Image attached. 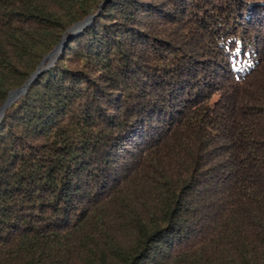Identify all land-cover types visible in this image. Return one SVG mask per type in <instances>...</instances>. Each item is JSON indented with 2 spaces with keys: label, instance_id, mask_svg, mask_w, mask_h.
Returning <instances> with one entry per match:
<instances>
[{
  "label": "trees",
  "instance_id": "trees-1",
  "mask_svg": "<svg viewBox=\"0 0 264 264\" xmlns=\"http://www.w3.org/2000/svg\"><path fill=\"white\" fill-rule=\"evenodd\" d=\"M89 14L0 120V264H264V0H0V106Z\"/></svg>",
  "mask_w": 264,
  "mask_h": 264
},
{
  "label": "water",
  "instance_id": "water-1",
  "mask_svg": "<svg viewBox=\"0 0 264 264\" xmlns=\"http://www.w3.org/2000/svg\"><path fill=\"white\" fill-rule=\"evenodd\" d=\"M95 15H88L86 16L83 20L81 21H77L75 22L71 27H69L66 32L63 34V38L61 39V41L59 42V44L50 52L48 53L44 59L42 60V62L40 63V65L37 67V70L31 75V77L19 88L14 89L10 92L9 97L7 98V100L4 102V104L2 106H0V120L3 117L5 110L22 94H24L30 84L33 82V80L38 76V74L41 72V68L44 65V63L47 60H52V62L54 63L58 57V54L60 53V51L64 48L67 40L69 39V37L78 34L79 32H81L87 25H89ZM71 33L70 35L67 36V33Z\"/></svg>",
  "mask_w": 264,
  "mask_h": 264
},
{
  "label": "rangeland",
  "instance_id": "rangeland-1",
  "mask_svg": "<svg viewBox=\"0 0 264 264\" xmlns=\"http://www.w3.org/2000/svg\"><path fill=\"white\" fill-rule=\"evenodd\" d=\"M89 15H93V14H89ZM87 16H88V15H87ZM80 21H81V20H80ZM184 28H185V27H181V28H179L178 35H180L181 37H184V36L187 37V38H185V39H186V43H187V45H188L190 48L194 49V48H197L196 46H199L200 44H202V43H200V42L198 41L199 38H202V37L200 36V34L195 35V36H194V35H190V33H188V30H186L187 28H186V29H184ZM65 32H66V31H65ZM65 32H64V33H65ZM64 33H63V34H64ZM229 33H230V32H229ZM63 34H62L61 39L63 38ZM70 34H71L70 32L67 33V36L70 35ZM75 35H76V34H75ZM73 36H74V35H73ZM71 37H72V36H71ZM71 37H69V39H70ZM61 39H60V41H61ZM60 41H59V42H60ZM67 41H68V40H67ZM59 42H58V44H59ZM198 42H199V43H198ZM58 44H57V45H58ZM57 45H55V47H56ZM55 47H54V48H55ZM54 48H53V49H54ZM53 49H52V50H53ZM52 50H51V51H52ZM196 50H197V49H196ZM51 51H49L48 53H50ZM60 52H61V51H60ZM48 53H47V54H48ZM47 54H45L44 57H45ZM58 56H59V54H58ZM44 57L42 58V60L44 59ZM57 59H58V57H57ZM57 59H56V61H55L54 63L52 62V60H47V61L44 63V65L42 66V68H41V72H42L43 70H45V69H47V68L53 66V65L57 62ZM42 60L40 61V63L42 62ZM40 63L37 65V67L40 65ZM36 70H37V68H36ZM36 70H35V71H36ZM35 71H34V72H35ZM34 72H33V73H34ZM41 72H40V73H41ZM33 73H32V74H33ZM32 74H31V75H32ZM30 77H31V76H30ZM30 77H29V78H30ZM29 78H28V79H29ZM28 79H27V80H28ZM27 80H26V81H27ZM26 81H25V82H26ZM25 82H24V83H25ZM24 83H23V84H24ZM21 86H22V85H21ZM21 86H20V87H21ZM17 88H19V87H17ZM17 88H15V89H17ZM12 90H14V89H12ZM12 90H11V91H12ZM11 91H9V94H10ZM25 93H26V92H25ZM9 94H8L7 98L9 97ZM22 95H23V94H22ZM20 96H21V95H20ZM20 96H19V97H20ZM19 97H18V98H19ZM7 98L5 99V101L7 100ZM18 98H17V99H18ZM17 99H16V100H17ZM5 101H4V102H5ZM4 102H3V104H4ZM3 104H2V105H3ZM2 105H1V106H2ZM5 111H6V110H5Z\"/></svg>",
  "mask_w": 264,
  "mask_h": 264
}]
</instances>
